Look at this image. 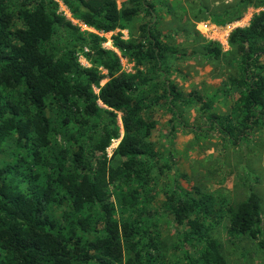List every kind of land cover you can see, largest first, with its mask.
Instances as JSON below:
<instances>
[{
	"label": "trees",
	"instance_id": "obj_1",
	"mask_svg": "<svg viewBox=\"0 0 264 264\" xmlns=\"http://www.w3.org/2000/svg\"><path fill=\"white\" fill-rule=\"evenodd\" d=\"M59 1L80 24L104 34L128 29L142 12H155L153 0H125L120 6L116 0ZM248 6L263 10L247 27L231 32V57L216 43L200 48L213 61L224 58L226 67L238 60V77L227 75L230 84L241 89L230 114H216L198 92L184 99L170 82L150 101L172 111L181 103L199 105L209 126L235 146L255 128L264 130V0H233L213 13L220 20L237 21ZM14 18L21 26L12 30ZM104 41L58 13L55 0H0V155L12 139L21 151L0 166V264H155L153 254L160 258L166 247L162 242L160 248L129 214L141 201L153 202L147 160L157 155L149 140L156 121L145 115L144 101L156 85L140 70L123 73L120 58L102 47ZM112 42L121 57L138 67L152 61L161 70L175 53L150 22L139 26L138 36L124 40L113 35ZM78 52L90 67L80 64ZM104 77L108 81L100 86ZM2 89L15 91V98L5 99ZM47 99L61 113L60 127L75 122L81 131L73 140L84 137L89 142L88 150L78 145L72 167L67 166L65 151L49 159L44 154L54 129L46 115ZM118 114L123 134L108 159L106 149L120 137ZM114 157L121 159L115 165ZM131 181L139 188L120 186ZM114 195L117 208L110 201ZM165 198V210L183 230L175 245L200 246L198 257H187V264H230L220 241L202 221L211 212L210 197L194 188ZM53 204L63 209V224L46 214ZM260 213V198L249 189L246 199L226 211L229 240L247 238L264 251Z\"/></svg>",
	"mask_w": 264,
	"mask_h": 264
},
{
	"label": "rangeland",
	"instance_id": "obj_2",
	"mask_svg": "<svg viewBox=\"0 0 264 264\" xmlns=\"http://www.w3.org/2000/svg\"><path fill=\"white\" fill-rule=\"evenodd\" d=\"M55 1L58 2V13L73 24L79 25L82 30L98 34L105 39L102 47L118 55L123 73L140 70L156 85L155 93H149L144 101L145 115L156 121L149 140L157 155L147 160L151 178L148 188L153 202L141 201L137 208L129 213L141 228L149 231L157 240L160 248L162 242L165 244L166 247L160 250V258L153 254L155 264H187V257H198L199 245H175L174 239L183 230L163 206L165 195L179 196L181 190L194 188L210 197L212 209L210 214L202 216V221L220 241L229 263L264 264V251L258 250L253 242L247 238L233 242L229 240L226 218L228 207L235 208L246 199L251 189L260 198L259 240H264V130L255 128L249 132L247 139L235 146L230 138L209 126L200 114L199 105L181 103L172 111L170 106L164 103L152 105L150 102L153 97L160 95L166 83L170 82L183 93L184 99L190 93L198 92L205 101L211 103L216 114H230L237 104L241 89L230 84L227 75L238 77L234 68L238 60H234L233 66L226 67L224 58H221L219 63L213 61L205 57L200 48L209 42L216 43L227 58L231 57L235 51L229 46V35L236 28L247 27L263 8L248 6L239 20L223 21L215 18L213 13L221 11L233 0H153V16L142 12L128 29H117L104 34L80 24L62 2ZM124 1L116 0L118 6ZM12 11L15 15V4ZM149 22L155 25L160 39L175 49L173 57L165 61L161 70H158L152 61L144 62L138 67L134 62L121 57L113 46V35H120L122 39L127 40L129 35L138 36L139 26ZM20 26L19 20L14 18L11 29L15 30ZM77 57L82 66L90 67L81 52L77 53ZM107 81L108 78L104 77L100 86ZM94 91L98 90L94 88ZM1 95L5 99L15 98V91L2 89ZM46 115L52 120L54 129L50 135L51 144L44 154L49 159L65 151L67 166L72 167V155L77 151L78 145L88 150L89 142L84 137L79 142L73 140L81 131L75 122H70L65 128L60 127L61 113L50 99L46 100ZM232 120L236 125L238 115ZM117 121L120 137L112 140L106 149L108 159L112 157L123 134L120 114ZM17 152L21 153L14 140H8L4 153L0 155V166L11 161L13 153ZM120 160L119 157H114L111 164L115 165ZM120 186L125 190L139 188L136 181L122 182ZM111 190L114 191L113 188ZM110 201L117 208L115 195ZM46 214L58 223H64L63 209L57 205L49 206ZM84 237L92 238L85 235ZM125 260H129V253H125Z\"/></svg>",
	"mask_w": 264,
	"mask_h": 264
},
{
	"label": "bare ground",
	"instance_id": "obj_3",
	"mask_svg": "<svg viewBox=\"0 0 264 264\" xmlns=\"http://www.w3.org/2000/svg\"><path fill=\"white\" fill-rule=\"evenodd\" d=\"M202 29H204L203 27H201Z\"/></svg>",
	"mask_w": 264,
	"mask_h": 264
}]
</instances>
